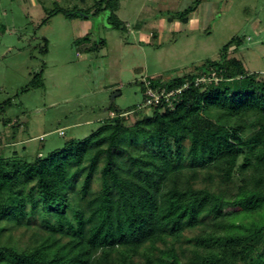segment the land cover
Wrapping results in <instances>:
<instances>
[{"label":"trees","instance_id":"trees-1","mask_svg":"<svg viewBox=\"0 0 264 264\" xmlns=\"http://www.w3.org/2000/svg\"><path fill=\"white\" fill-rule=\"evenodd\" d=\"M105 1L111 27L125 29L116 0H99L97 8ZM198 1L174 15L185 22ZM56 12L88 17L81 10L50 14ZM103 44L94 41L88 50ZM206 64L168 80L145 77L153 88L189 85L172 106L162 99L132 125L111 103L115 115L87 137L31 162L0 155V264H264V171L227 198L180 169L184 160L194 169L212 164L228 182L253 162L264 164V122H247L264 116V78L225 52ZM209 71L217 82H192ZM207 219L218 231L186 234ZM31 224L46 232L38 244L18 250L3 242L6 227Z\"/></svg>","mask_w":264,"mask_h":264},{"label":"rangeland","instance_id":"rangeland-1","mask_svg":"<svg viewBox=\"0 0 264 264\" xmlns=\"http://www.w3.org/2000/svg\"><path fill=\"white\" fill-rule=\"evenodd\" d=\"M98 1L0 0V104L9 102L0 110L4 158L31 162L37 154L61 148L71 138L87 137L115 115L105 110L111 103L127 112L123 117L132 125L150 113L149 105L141 107L140 113L133 111L144 103L145 77L168 80L194 73L223 52L227 59L238 60L245 70L264 78V0H199L186 24L174 14L194 0H116L115 14L126 30L111 27L109 7L104 9L105 1L98 9ZM57 9L81 10L88 17L50 14ZM167 17L174 21L168 24ZM85 35L89 42L77 41ZM233 38H239L240 44ZM101 39L102 46L88 50ZM125 41L141 47V52L132 49L123 56ZM129 56L138 61L137 70L132 64L120 65L121 60H131ZM100 68L103 79L94 75ZM115 92L119 94L112 98ZM257 120L264 122V116L251 115L247 122ZM183 146H187L185 140ZM182 164V172L195 175L196 186L209 185L227 198L239 186L250 188L253 178L264 171L263 163L253 162L225 182L218 175L221 170L212 164L203 169H194L188 160ZM96 186L94 181L92 189ZM6 229L3 242L18 250L38 244L46 233L38 224ZM213 230L218 231L217 226L207 219L185 232L207 235Z\"/></svg>","mask_w":264,"mask_h":264},{"label":"built area","instance_id":"built-area-1","mask_svg":"<svg viewBox=\"0 0 264 264\" xmlns=\"http://www.w3.org/2000/svg\"><path fill=\"white\" fill-rule=\"evenodd\" d=\"M217 82L219 80L215 71H209L207 73H201L194 77L193 83L198 85L201 82H210V81ZM145 90L144 96L145 100L143 105H152L159 103L162 99L166 101L170 106H172L171 98L175 97L176 95L180 94L181 90L186 88L189 83L186 82L182 86L170 90H166L164 87L153 88L150 85L149 80L143 79Z\"/></svg>","mask_w":264,"mask_h":264},{"label":"crops","instance_id":"crops-1","mask_svg":"<svg viewBox=\"0 0 264 264\" xmlns=\"http://www.w3.org/2000/svg\"><path fill=\"white\" fill-rule=\"evenodd\" d=\"M196 15H197V13H196ZM171 17H172V15H171ZM120 21H122V20H120ZM166 21H167V23L169 24V23H172L173 21H174V19L173 18H169V17H167V19H166ZM123 22V21H122ZM125 23V22H124ZM185 24L187 23V22H184ZM124 30H126V27H125V29ZM173 32V31H172ZM151 36H154V34H151ZM132 49H134V50H137V51H139V52H141V50H142V48L141 47H139V46H137V45H132V44H127V42L125 41V45H124V47H123V51H122V54L124 53L125 55H123V56H127L128 55V53L129 52H131V50ZM129 58H130V56H129ZM131 60H121V66H124V67H126V66H129L130 64H132V67H133V69L134 70H137L138 69V61L137 60H132V58H130ZM102 68H103V65H102ZM102 68H100V69H98V70H100V71H98V72H95V76H97V78H98V76H99V78H100V76H101V78L103 79V76L100 74V73H102V71H103V69ZM102 79H100V80H102ZM101 82V81H100ZM118 87H119V85H117L115 88H116V90H118ZM115 98V97H114ZM108 106H110V104L108 105ZM108 106L105 108V110H108L109 111V109H108ZM89 121H91V120H87L86 122H89Z\"/></svg>","mask_w":264,"mask_h":264},{"label":"water","instance_id":"water-1","mask_svg":"<svg viewBox=\"0 0 264 264\" xmlns=\"http://www.w3.org/2000/svg\"><path fill=\"white\" fill-rule=\"evenodd\" d=\"M119 93L118 92H115L113 95H112V98H114L115 96H117Z\"/></svg>","mask_w":264,"mask_h":264}]
</instances>
